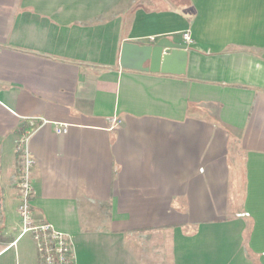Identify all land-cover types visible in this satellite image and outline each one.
I'll list each match as a JSON object with an SVG mask.
<instances>
[{
    "label": "crops",
    "instance_id": "crops-1",
    "mask_svg": "<svg viewBox=\"0 0 264 264\" xmlns=\"http://www.w3.org/2000/svg\"><path fill=\"white\" fill-rule=\"evenodd\" d=\"M162 38L185 74L121 68ZM25 137L79 264H264V0H0V264H38Z\"/></svg>",
    "mask_w": 264,
    "mask_h": 264
},
{
    "label": "built area",
    "instance_id": "built-area-1",
    "mask_svg": "<svg viewBox=\"0 0 264 264\" xmlns=\"http://www.w3.org/2000/svg\"><path fill=\"white\" fill-rule=\"evenodd\" d=\"M185 43L192 42V34L187 31L183 34ZM155 41V38H151ZM34 125V122H32ZM117 122L116 124H120ZM115 124V125H116ZM67 127L56 125L57 133H66ZM28 137L23 139V167L17 188L19 196L18 214L21 223V234L32 236L38 254V264H79L72 237L55 228L47 221H39L34 217L32 198L34 187L32 184V168L35 160L31 156L26 143Z\"/></svg>",
    "mask_w": 264,
    "mask_h": 264
},
{
    "label": "water",
    "instance_id": "water-1",
    "mask_svg": "<svg viewBox=\"0 0 264 264\" xmlns=\"http://www.w3.org/2000/svg\"><path fill=\"white\" fill-rule=\"evenodd\" d=\"M188 47L168 38L155 44L124 42L120 66L123 69L183 75L188 63Z\"/></svg>",
    "mask_w": 264,
    "mask_h": 264
},
{
    "label": "rangeland",
    "instance_id": "rangeland-1",
    "mask_svg": "<svg viewBox=\"0 0 264 264\" xmlns=\"http://www.w3.org/2000/svg\"><path fill=\"white\" fill-rule=\"evenodd\" d=\"M26 239H27V240H30L29 242H31L32 246L36 248V245H34V243L31 241V237L27 236ZM36 252H37V250H36ZM37 255H38V254H37Z\"/></svg>",
    "mask_w": 264,
    "mask_h": 264
},
{
    "label": "trees",
    "instance_id": "trees-1",
    "mask_svg": "<svg viewBox=\"0 0 264 264\" xmlns=\"http://www.w3.org/2000/svg\"><path fill=\"white\" fill-rule=\"evenodd\" d=\"M19 153V152H18ZM19 158V157H18ZM23 161V160H22ZM19 163H20V161H19ZM20 167H22L21 165H20Z\"/></svg>",
    "mask_w": 264,
    "mask_h": 264
}]
</instances>
